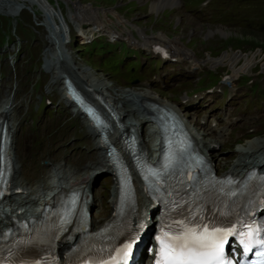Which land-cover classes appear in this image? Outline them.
I'll return each instance as SVG.
<instances>
[{"label": "bare ground", "instance_id": "obj_1", "mask_svg": "<svg viewBox=\"0 0 264 264\" xmlns=\"http://www.w3.org/2000/svg\"><path fill=\"white\" fill-rule=\"evenodd\" d=\"M25 2L29 6L31 5L32 2L37 4L38 9H40V11H41L40 14H43L42 21L44 22V25L46 24L47 26L57 28L58 30L65 28V22H64L62 16L60 15V13L56 12V10L49 4V2L47 0H0V11L4 12L6 14L14 15V14H16V12H18V10L21 7H23L25 5ZM8 3H12L9 8H8ZM69 17H70V19H73L75 17V13L74 12H70L69 13ZM49 43L52 44V47H51L52 52H57L56 49L60 48L59 44H55L50 39H49ZM45 52L50 55V50L49 49H47ZM45 59L49 62L50 57H46ZM50 64L51 63H49V65ZM70 68L71 69H75L74 66H70ZM61 69L64 72L68 73V68L66 66L62 65ZM75 77L82 79V77H81V75L79 74L78 71H75ZM83 80H85V82H86V84L88 86H90V87L92 86L91 83L89 81H86L85 78ZM82 83H84V82L82 81ZM5 101H6V107H7V105H9V99L6 98ZM111 103H113L115 106H117L116 105L117 102H111ZM119 114L121 115V117H127V119H129V116L123 115L121 109L119 110ZM115 131H116L115 129H111L110 130L109 137L111 139H115L114 138ZM89 132H91V131H89ZM93 143H96L95 135L93 136ZM203 147L209 153L211 152L212 148L209 145L204 144ZM101 149L102 148H99L100 152H101ZM253 149L254 150H252V151L250 150V151H240V152H238V154H236L235 162L230 164V170L232 172H240L243 168H247L249 166H257L259 169L263 168L264 167V141L262 143H260L259 145L255 146V148H253ZM258 154H261V156L258 157ZM102 155H99L97 157L96 164H97V168L98 169L107 168L106 162H105L106 159H104V157H103L104 155L103 156ZM212 155L215 158H217L216 155H214V154H212ZM228 157L229 156L220 157V159L226 160ZM60 173H61L62 176L67 177V173L66 172L62 171ZM136 188H137V193H138V207L141 210H146L149 207V203L146 201V199L140 193V184L138 182L136 183ZM1 204H2L1 205L2 207L7 205L9 212H13L16 209V207H14V206H12L10 204H6L4 202H2ZM2 210H3V212L6 211L4 209V207H3V209L1 208V211Z\"/></svg>", "mask_w": 264, "mask_h": 264}, {"label": "rangeland", "instance_id": "obj_2", "mask_svg": "<svg viewBox=\"0 0 264 264\" xmlns=\"http://www.w3.org/2000/svg\"><path fill=\"white\" fill-rule=\"evenodd\" d=\"M47 1L56 10V12L61 13L60 6L58 5L60 3V0H47ZM92 1L95 3L102 2V0H92ZM11 4L12 3H8V8L11 6ZM40 12L41 11H40V9H38L36 3L32 2L31 5L29 6L25 2V5L23 7H21L18 10V12H16V14H14V17H16V20L19 21L21 24L27 25L26 27L29 26L30 28L35 29L36 25L34 23L41 21L43 18V14H40ZM234 32L237 36L246 38L250 42L251 45H262V46L264 45V32H259V31H255V30H249V29H228V30L223 31L222 33H234ZM40 35H41V33L39 32V37H40ZM35 43H37V38L35 36H33L29 40V42H27V44H29V45H32ZM87 53H89L88 50H87ZM101 60H102V62H105L106 58H103ZM233 132H234V137H235V130ZM263 141H264V138L260 142H258L257 145H259ZM237 149H238V147L234 146L233 148H231V151L235 152ZM252 149L253 148L241 150V151H250ZM236 154H238V153H235V160H236ZM235 160L233 162H235Z\"/></svg>", "mask_w": 264, "mask_h": 264}, {"label": "snow or ice", "instance_id": "obj_3", "mask_svg": "<svg viewBox=\"0 0 264 264\" xmlns=\"http://www.w3.org/2000/svg\"><path fill=\"white\" fill-rule=\"evenodd\" d=\"M190 231H191V233H192V237H193V240H194V241H197V242H198V241H201V240H202L203 233H201L200 236H196V234H195V230H194V229H193V230H190ZM205 231H207V229H205ZM216 231L218 232L219 229H217ZM209 235H210V236H214L215 233H209ZM228 235H230V233H225L223 239L220 240V241H218V242L216 243V246H217L221 251L223 250V246H224V244L227 243V236H228ZM249 235H251V233H249ZM175 239L180 240V239H182V237H176ZM241 243H243V241H241ZM260 243H264V241H260ZM161 244L163 245V241H162V240H161ZM203 246H204V245L201 244V247H203ZM129 247H130V246H129ZM186 248L188 249V253H195V249L188 248L187 241H185V243H184L183 245H181V246H180V249H179L181 255H184V249H186ZM244 250H245L246 253L248 252L249 248H248L247 245H245V249H244ZM196 254H198V255H204V253H196ZM124 255H125V256L127 255V252H126V251L124 252ZM158 264H159V262H158Z\"/></svg>", "mask_w": 264, "mask_h": 264}]
</instances>
